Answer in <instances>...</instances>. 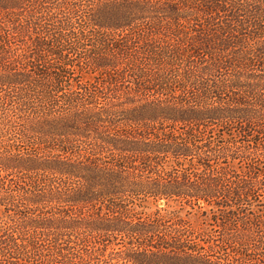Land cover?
<instances>
[{
    "label": "trees",
    "instance_id": "trees-1",
    "mask_svg": "<svg viewBox=\"0 0 264 264\" xmlns=\"http://www.w3.org/2000/svg\"><path fill=\"white\" fill-rule=\"evenodd\" d=\"M0 264H264V0H0Z\"/></svg>",
    "mask_w": 264,
    "mask_h": 264
},
{
    "label": "rangeland",
    "instance_id": "rangeland-1",
    "mask_svg": "<svg viewBox=\"0 0 264 264\" xmlns=\"http://www.w3.org/2000/svg\"><path fill=\"white\" fill-rule=\"evenodd\" d=\"M192 217V216H191ZM193 217H195V216H193ZM195 225H198L197 223H195Z\"/></svg>",
    "mask_w": 264,
    "mask_h": 264
}]
</instances>
